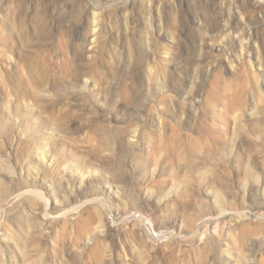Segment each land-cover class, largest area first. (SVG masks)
<instances>
[{
  "label": "rangeland",
  "instance_id": "374dc122",
  "mask_svg": "<svg viewBox=\"0 0 264 264\" xmlns=\"http://www.w3.org/2000/svg\"><path fill=\"white\" fill-rule=\"evenodd\" d=\"M0 264H264V0H0Z\"/></svg>",
  "mask_w": 264,
  "mask_h": 264
},
{
  "label": "bare ground",
  "instance_id": "6f19581e",
  "mask_svg": "<svg viewBox=\"0 0 264 264\" xmlns=\"http://www.w3.org/2000/svg\"><path fill=\"white\" fill-rule=\"evenodd\" d=\"M35 195H37V196H39V197H41V198L43 197L42 192H40V191H39V192L36 191V192H35ZM95 199L97 200V198H95ZM96 200H95V201H96ZM46 205L48 206V201H47V200H46Z\"/></svg>",
  "mask_w": 264,
  "mask_h": 264
}]
</instances>
